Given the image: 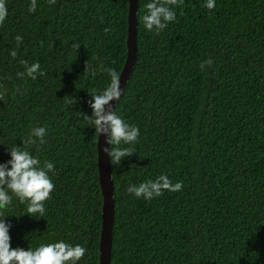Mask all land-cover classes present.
Masks as SVG:
<instances>
[{"label":"trees","instance_id":"trees-1","mask_svg":"<svg viewBox=\"0 0 264 264\" xmlns=\"http://www.w3.org/2000/svg\"><path fill=\"white\" fill-rule=\"evenodd\" d=\"M30 2L6 0L0 25V163L45 127L46 143L27 150L54 164L55 190L44 218L24 214L15 197L3 210L10 245L63 240L86 248L78 264H98L103 201L95 129L84 117L89 94L111 82L104 69L124 66L129 3L37 0L32 13ZM150 2L137 0V58L114 110L140 135L121 145L136 153L111 163V264H264V0H215L212 10L184 0L159 33L144 27ZM21 60L46 74L19 78ZM160 174L182 189L151 200L127 191Z\"/></svg>","mask_w":264,"mask_h":264},{"label":"clouds","instance_id":"clouds-1","mask_svg":"<svg viewBox=\"0 0 264 264\" xmlns=\"http://www.w3.org/2000/svg\"><path fill=\"white\" fill-rule=\"evenodd\" d=\"M49 5H54L56 0H48ZM184 0H152L145 5L147 14L143 16L144 27L148 31L159 33L164 30L168 23L176 20L175 8L182 6ZM206 9L212 10L216 7L215 0H205L203 5ZM37 9V0H31L28 8L34 13ZM182 14V13H181ZM8 15L6 0H0V25H3ZM105 31H108L105 29ZM17 46L23 43L20 35L15 37ZM76 49L79 44H73ZM9 55L15 59L17 51L13 49ZM24 71L17 73L19 78L35 80L37 76H44L38 62L28 64L26 60H21ZM212 60L206 59L201 62V71L211 67ZM86 70V69H85ZM111 79L110 84L100 93L89 94L91 96L90 107L92 109V127L95 129V136H107V144L110 147L104 148V152L109 156L110 162L120 165L124 158L136 153L133 147H121V145H134L140 135L139 129L135 125L127 123L122 117L112 110L111 102L118 101L121 96L120 73L113 68H105ZM95 75V72H92ZM17 92L20 90L17 89ZM22 94V93H21ZM5 100V94L0 91V101ZM75 103L70 98L69 104ZM47 135L45 127L34 128L31 136L22 141V147H10V159L6 163H0V264H78L85 256L86 248L77 244H71L61 240L55 243L41 244L36 248H12L9 235L10 225L5 223L3 210H5L17 198L20 203L27 204L24 214L30 217H43L46 213L45 203L51 199V193L55 190V185L49 173H54V164L51 161H41L34 157L28 150L27 145L46 143L44 137ZM183 187L182 182L173 183L168 175L160 174L155 180L149 179L139 185H131L127 191L134 194L136 198L151 200L160 197L165 191L177 192Z\"/></svg>","mask_w":264,"mask_h":264},{"label":"water","instance_id":"water-1","mask_svg":"<svg viewBox=\"0 0 264 264\" xmlns=\"http://www.w3.org/2000/svg\"><path fill=\"white\" fill-rule=\"evenodd\" d=\"M128 27H127V54L124 66L120 72L121 96L126 88L137 58V0H128ZM120 96V98H121ZM120 100V99H119ZM118 101L111 102L112 110H115ZM107 136L100 135L97 138V168L100 191L102 195L101 229L99 238V263L111 264L112 232L114 225V184L112 180L111 162L104 148L109 147Z\"/></svg>","mask_w":264,"mask_h":264}]
</instances>
